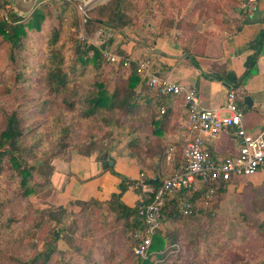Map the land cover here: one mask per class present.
<instances>
[{
	"label": "rangeland",
	"instance_id": "rangeland-1",
	"mask_svg": "<svg viewBox=\"0 0 264 264\" xmlns=\"http://www.w3.org/2000/svg\"><path fill=\"white\" fill-rule=\"evenodd\" d=\"M108 1L92 0L85 4L83 0H39L36 6L47 5L51 14L48 13L40 31L29 30L21 46L15 49L14 58L11 44L0 35V133L7 115L18 110L26 126L22 145L24 158L30 165L43 164L52 155L53 162L61 164L75 155H85L87 150L92 151L93 157L113 158L110 148L128 140L134 125L141 134L149 133L150 126L144 118L131 119L121 111L84 116L82 95L91 90L97 75L115 76L116 66L110 62L104 60L100 68L91 61L86 69L79 65L75 72L69 69L70 81L61 93L53 92L46 83L48 40L53 30L60 31L58 44L66 53L65 66L73 65L77 49L85 46L77 44L82 40L87 11ZM63 2L70 7L60 6ZM128 2L134 22L122 33L124 39L137 30L142 34L157 33L161 22L165 26L171 22L173 26L169 30L176 29L188 38L206 19L219 23L235 21L240 6L238 0ZM14 10L11 0H0V20L11 22L10 12ZM149 25L154 26V31L148 29ZM113 29L115 39L119 30ZM142 34L137 35L141 42L146 40ZM112 38L109 46L118 52L116 44H111ZM91 45L95 46L87 42L85 47ZM92 55L90 50L86 56ZM147 58L144 55L141 61ZM113 84L112 79L109 88ZM65 97L75 102L73 107L64 103ZM64 127L69 128L67 133ZM4 165L0 176V264H21L20 260H28L37 251L34 244L38 243L40 248L51 239L52 233L56 234L57 248L64 253H55L49 264H138L135 229L119 220L106 204L102 207L93 202L88 206L72 204L67 206L65 215H57L55 220L49 212L57 211L62 181L56 185L51 177L46 182V177L37 173L28 183L34 192L27 196L21 177L7 159ZM145 168L139 160V171L146 172ZM195 206L198 212L193 216L182 211V215L170 218L165 213L161 232L176 234L179 241L175 249L169 247L162 257L154 258L153 264H264V188L252 190L246 186L242 190L237 185L228 195H215L209 203L197 200ZM63 226L69 241L60 236Z\"/></svg>",
	"mask_w": 264,
	"mask_h": 264
},
{
	"label": "crops",
	"instance_id": "crops-1",
	"mask_svg": "<svg viewBox=\"0 0 264 264\" xmlns=\"http://www.w3.org/2000/svg\"><path fill=\"white\" fill-rule=\"evenodd\" d=\"M238 1L240 6L236 9L238 16L235 21L219 23L206 19L196 26L194 35L188 38L176 29H171L146 34L137 30L124 39L122 33L129 29L126 28L119 31L121 33L118 32L115 39L112 38L111 44H116L118 53L126 54L138 62L147 55L157 75L197 88L202 105L217 109L222 114L225 111L220 108L226 103L228 90L235 87L237 100L244 111V125L251 132H259L264 129V39L258 43L257 38L264 32V0H254L250 8L244 7V0ZM148 29L154 31V26L149 25ZM139 34L146 40L139 41ZM146 83L142 78L139 90H144ZM148 94L150 104H154L161 96L155 88H151ZM246 96L251 100L246 102ZM163 109L168 112L161 127V138L158 139L165 144L163 160H159V154L155 153L144 154V159L133 153L128 145L135 135L131 133L127 135L128 140L110 148L116 171L139 179L141 173L147 177L155 175V168L149 167L153 163L160 164L158 170L164 176L173 168H179L189 138L188 132L182 127L186 115L184 100L180 96H163ZM150 114L153 112L142 114L150 126L149 133L155 125ZM154 118L157 120L158 116ZM152 137L157 140L155 136ZM148 146L145 144V150ZM207 146L216 158H224L238 154L239 139L234 130L228 128L221 131L216 139L209 140ZM139 160L146 165V172L139 171ZM53 163L56 170L52 181L54 184L62 181L59 192L61 205H67L73 199L87 200L94 197L104 200L101 197L108 198L114 192H119L121 178L110 170H103L104 162L98 156L80 154L61 164L56 161ZM222 184H226V192L222 195H228L231 188L237 185L242 190L246 186L252 190L264 188V169L217 185ZM207 191L202 194V202L207 201ZM215 195L220 194L216 191ZM138 198L133 187L122 196V200L130 207L136 204Z\"/></svg>",
	"mask_w": 264,
	"mask_h": 264
},
{
	"label": "trees",
	"instance_id": "trees-1",
	"mask_svg": "<svg viewBox=\"0 0 264 264\" xmlns=\"http://www.w3.org/2000/svg\"><path fill=\"white\" fill-rule=\"evenodd\" d=\"M130 4L131 3L128 2V0H110L104 4L90 8L87 11L88 17L85 22V29L87 33L92 35L98 28L103 26H110L119 31L133 26L134 18L129 13ZM60 6L67 8L70 7V4L63 2ZM47 9V5H41L37 7L30 16L25 18L10 12L11 22L0 20V35H2L3 38L11 44L13 48L11 53L12 58H14L15 49L21 46L22 40L28 35L29 30L40 31L42 29V23L47 18L48 13L51 14V12H48ZM172 26L173 24L171 22H168L166 26L164 22H161L159 26V33L169 30ZM59 37L60 31L55 28L49 37L47 51L48 61L46 65V83L47 86H49L55 93H61L66 89L70 81L69 69L72 70V72H75L78 65L79 67L86 69L87 65L91 61L94 62L96 68H100L102 66V62L104 61L101 56L100 49L97 46L91 45L85 47L87 44L86 40H81L77 45L81 46L83 44L85 45V48L79 47L80 49L78 48L76 51L75 60L72 59L74 60L73 65L65 66L67 57L61 45L58 44ZM263 39L264 32H261L257 38L258 43H261ZM90 50L93 51L92 57L86 56ZM122 55L129 57L126 54ZM114 65L116 66L113 70L115 76L109 77V75H107L103 78L102 76L97 77L99 76L97 75L92 81L93 87L91 90L82 95V101L85 104L83 114L86 117H91L102 111H121L127 117L138 120L144 118V115L142 114H149L153 112V114L150 115L152 117V121H155V125L151 129V133L147 135L140 134L138 127L134 125L131 128L130 133H135V135L129 141L128 145L132 152L137 154L142 159H144V154L155 153L159 154V160L162 161L164 157L165 144L158 139L161 138V127L166 121L168 114L165 109L164 112H162L164 95L160 94L161 96L157 98L156 102L154 104H150L151 98H149L148 92L153 87L146 83L145 89L139 90L138 87L142 82L143 77L137 71L138 60L132 59L129 66H125L122 62ZM112 79L114 84L111 89L108 85ZM143 79L146 80L145 78ZM64 103L73 107L75 102L70 101L67 97H65ZM155 116H158L157 120H155ZM104 120L107 121L106 119ZM68 129L69 128L64 127L63 131L67 133ZM25 134L26 126L18 110L7 115L5 128L0 133V176L5 168L4 162L7 159L10 166L21 177V185L25 188L24 194L28 196L34 192L33 189L28 186L30 179L37 173L41 172L46 177L45 181L50 182L56 167L53 163L54 155L46 157L43 164L38 166L30 165L27 162L24 158V147L22 145V140ZM152 136H155L157 140L151 139L153 138ZM145 144L149 145L147 150L144 148ZM63 146L66 147L67 143L65 142V145ZM84 154L88 156L92 155V151L87 150ZM98 158L104 162L103 170H110L114 175L121 178V182L118 186L119 192H114L109 199L105 200L92 197L89 200L75 199L67 205L58 204V206H56L57 211L49 212V215L56 220L57 215H65L68 209L67 206L72 204L78 206H88L90 202H93L101 207L106 204L111 212L117 214L119 220L123 219L129 227L135 229L134 235H138L136 240L139 242L141 235L145 232V223L140 212L141 206L150 202L151 197L148 196V194L139 185V179L128 177L115 170L114 166L110 164V162L114 161L113 158L108 156H98ZM149 167L155 168V175L153 177L146 176L145 182L153 187H156L162 179L172 176L178 168H173L167 173V176H164V174L158 170L160 164L153 163ZM131 187H133L135 192L139 195V198L133 207L126 205L122 200L123 194ZM210 187H214L219 194L226 192V184L217 185L207 183L199 189V192L192 195L182 192L179 195L180 197H169L166 199L165 204L162 207V221L164 220L165 213L170 218H175L183 214L182 210L179 208V200L182 196L187 197L194 203L193 212L187 216L195 215L198 212L196 211L195 206L196 201L202 200V194ZM61 220L62 219L59 218V221ZM59 233L62 238L70 239L64 226L60 228ZM33 234L37 235L35 232ZM55 236L56 234L52 233L51 239L45 241L40 248H38L39 244L35 243L34 246L37 248L36 253L28 260H20L21 264H49L55 253H64L57 248L58 240ZM69 239L67 240L69 241ZM178 241L179 238L176 234H166L161 232L160 227L153 236V241L148 249L147 256L142 257L137 255L139 257L138 264H153V259L162 257L168 251L169 247H173V249H175Z\"/></svg>",
	"mask_w": 264,
	"mask_h": 264
},
{
	"label": "built area",
	"instance_id": "built-area-1",
	"mask_svg": "<svg viewBox=\"0 0 264 264\" xmlns=\"http://www.w3.org/2000/svg\"><path fill=\"white\" fill-rule=\"evenodd\" d=\"M243 3L244 7L250 8L253 7L254 0H244ZM113 35V27L103 26L92 35L83 28L81 37L97 46L106 62H122L129 66L132 60L130 57L110 48L109 41ZM137 71L159 94L180 96L184 100L186 115L182 120V127L189 136L184 148L183 162L172 176L162 179L153 187L142 178L144 173L140 175L139 185L151 197V201L141 206L145 232L135 247V253L145 257L155 232L161 227L162 207L167 198L179 196L182 192L192 195L204 184H219L264 169V129L255 133L246 128L243 122L244 111L237 100L235 87L228 90L226 103L220 108L225 111L222 114L217 109L202 105L197 88L157 75L150 60L138 62ZM228 128H232L239 139V152L236 155L216 158L207 142L216 139L221 131ZM215 192L214 187L208 189L207 203ZM193 206L194 203L185 196L179 200V207L186 214L193 212Z\"/></svg>",
	"mask_w": 264,
	"mask_h": 264
},
{
	"label": "water",
	"instance_id": "water-1",
	"mask_svg": "<svg viewBox=\"0 0 264 264\" xmlns=\"http://www.w3.org/2000/svg\"><path fill=\"white\" fill-rule=\"evenodd\" d=\"M15 10L13 11V14L17 15L22 14V15H31L34 10L37 8V3L39 0H11ZM92 0H83L85 4L89 3ZM30 13V14H29ZM251 100L249 96H246L245 100L246 102L248 100ZM111 165H113V161L110 162Z\"/></svg>",
	"mask_w": 264,
	"mask_h": 264
}]
</instances>
